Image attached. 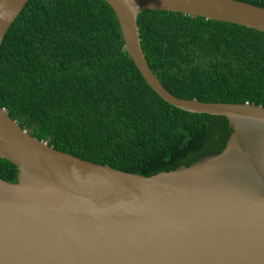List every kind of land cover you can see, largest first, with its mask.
Segmentation results:
<instances>
[{"label":"water","instance_id":"water-1","mask_svg":"<svg viewBox=\"0 0 264 264\" xmlns=\"http://www.w3.org/2000/svg\"><path fill=\"white\" fill-rule=\"evenodd\" d=\"M29 0H0V47ZM147 83L192 113L225 116L220 153L146 176L55 149L0 106V264H264V106L172 94L149 66L138 16L183 12L264 31V7L241 0H105Z\"/></svg>","mask_w":264,"mask_h":264},{"label":"trees","instance_id":"trees-1","mask_svg":"<svg viewBox=\"0 0 264 264\" xmlns=\"http://www.w3.org/2000/svg\"><path fill=\"white\" fill-rule=\"evenodd\" d=\"M138 25L172 94L264 106V31L153 9ZM0 106L57 150L146 176L220 153L232 132L225 116L177 108L147 83L105 0L27 2L0 47ZM0 177L16 182L17 166L0 157Z\"/></svg>","mask_w":264,"mask_h":264}]
</instances>
